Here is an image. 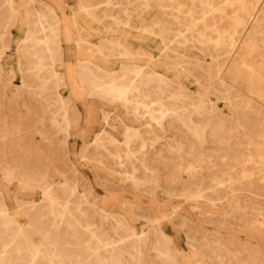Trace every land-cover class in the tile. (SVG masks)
<instances>
[{
    "label": "rangeland",
    "instance_id": "obj_1",
    "mask_svg": "<svg viewBox=\"0 0 264 264\" xmlns=\"http://www.w3.org/2000/svg\"><path fill=\"white\" fill-rule=\"evenodd\" d=\"M147 1L0 0V264H264V0Z\"/></svg>",
    "mask_w": 264,
    "mask_h": 264
},
{
    "label": "bare ground",
    "instance_id": "obj_2",
    "mask_svg": "<svg viewBox=\"0 0 264 264\" xmlns=\"http://www.w3.org/2000/svg\"><path fill=\"white\" fill-rule=\"evenodd\" d=\"M147 1V0H146ZM172 1V0H171ZM174 1V0H173ZM148 2V1H147ZM158 2V1H157ZM175 2V1H174ZM174 2H172V3H170V5L171 4H173ZM149 3V2H148ZM176 3V2H175ZM186 3H187V0H186ZM195 3H197V4H195ZM238 4L239 3H241V2H237ZM137 4V3H136ZM150 4V3H149ZM148 4V5H149ZM160 4V3H159ZM168 4H169V2H168ZM228 4H231V5H233L234 4V1L233 0H225V2H224V5H228ZM242 4V3H241ZM164 5H165V3H164ZM174 5V4H173ZM177 5V4H176ZM176 5H174V6H176ZM183 5H185V8H186V15L181 19H179L178 20V25H179V27H178V30H176V32H175V34H174V36L175 37H181L182 38V36H186V34H188V33H193V32H195L196 33V36H197V39H198V37H202L203 36V34L205 33L204 31H205V29L206 28H208V27H213L214 25H215V23L217 22V20H216V18H214V16L216 15L215 13H219L220 15H224V5H219L218 3H215L214 2V0H191V2H188L187 4H184L183 3ZM159 6V5H158ZM149 7H150V5H149ZM165 7V6H164ZM171 7V6H170ZM178 7H179V5H178ZM238 7L240 8V7H242V8H244L243 6H239L238 5ZM184 8V9H185ZM226 8H227V6H226ZM242 8H241V10H242ZM146 9H147V7H146ZM161 10V9H160ZM160 10H158V11H160ZM175 10H176V8H175ZM175 10H173V12L175 11ZM179 10V9H178ZM177 10V11H178ZM182 10H183V8H182ZM164 11V10H163ZM171 11V10H170ZM176 11V12H177ZM124 12V11H123ZM166 12V11H165ZM175 12V13H176ZM242 12H244L243 10H242ZM160 13V12H159ZM179 13V12H178ZM182 14H183V12H182ZM243 14H245V13H243ZM249 14V13H248ZM165 15V14H164ZM173 15V14H172ZM176 15H178L177 13H176ZM247 14H245V16H246ZM166 16V15H165ZM170 17H172V16H170ZM174 17V16H173ZM224 18V17H223ZM223 18H221V19H223ZM170 19V18H169ZM217 19H218V16H217ZM169 21V20H168ZM219 21V20H218ZM242 19H239L238 20V23H242ZM159 23H157V25H158ZM219 24V23H218ZM199 25H200V27H199ZM159 26H160V24H159ZM216 26V25H215ZM218 26V25H217ZM154 27V26H153ZM42 29V28H41ZM208 30V29H207ZM215 30V29H214ZM233 32V31H232ZM153 33V32H152ZM210 33H211V31H210ZM169 34V33H168ZM229 34V33H228ZM153 35V34H152ZM191 36V35H190ZM230 36V42H229V44H228V46L229 47H231L232 46V43H233V40H234V36L233 35H229ZM228 36V37H229ZM205 37V39H207L206 38V35L204 36ZM227 37V38H228ZM192 38H193V36H192ZM196 39V40H197ZM164 40V39H163ZM175 40V39H174ZM195 40V41H196ZM186 41V40H185ZM188 41V40H187ZM235 42V41H234ZM186 43V42H185ZM200 43H203V42H201L200 41ZM200 45H203V44H200ZM227 45V44H226ZM150 46V45H149ZM204 46V45H203ZM215 46V45H214ZM203 48V47H202ZM223 48V47H222ZM225 49V48H224ZM224 49H222V50H224ZM219 50V49H218ZM216 51V50H215ZM201 52V51H200ZM164 53V52H163ZM218 54V53H217ZM181 55V54H180ZM178 60V59H177ZM143 70V69H142ZM141 70V71H142ZM140 71V72H141ZM219 77V76H218ZM219 79L221 80V78L219 77ZM153 80V79H152ZM234 80H236V78L234 79ZM238 80H239V78H238ZM130 82V81H129ZM150 82V81H149ZM237 82V81H236ZM110 87V86H109ZM152 88V87H151ZM114 90V89H113ZM123 92V91H122ZM181 96H182V94H181ZM181 98V97H180ZM176 104V103H175ZM146 105V104H145ZM245 107H247V106H245ZM197 110V109H196ZM175 113V112H174ZM198 113V112H197ZM154 114V113H153ZM181 115H182V113H180ZM191 114V113H190ZM187 115V114H186ZM200 116H201V114H200ZM187 117V116H186ZM190 118V117H189ZM5 143V142H4ZM262 156V155H261ZM237 160V159H236ZM237 162V161H236ZM239 162V161H238ZM263 168V167H262ZM261 169V168H260ZM258 170V169H257ZM262 171V170H261ZM257 172V171H256ZM259 173H260V171H258ZM263 172H264V170H263ZM251 174V173H250ZM262 174V173H261ZM243 179V178H242ZM245 181V180H244ZM264 181V180H263ZM62 213V212H61ZM62 215H64L63 213L61 214V216ZM101 253H103V252H101ZM28 255H29V258H28V260L26 261V264H37L39 261H42V260H44V257L43 256H41L40 255V253H39V251H37V249L36 248H32V249H29V251H28ZM119 259V256L116 258V260H118ZM24 261V259L22 258V256L21 255H17L16 257H14V260L12 261L13 263L12 264H21L22 262Z\"/></svg>",
    "mask_w": 264,
    "mask_h": 264
}]
</instances>
